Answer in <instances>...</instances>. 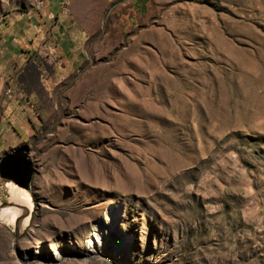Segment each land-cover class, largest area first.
<instances>
[{
    "label": "rangeland",
    "instance_id": "obj_1",
    "mask_svg": "<svg viewBox=\"0 0 264 264\" xmlns=\"http://www.w3.org/2000/svg\"><path fill=\"white\" fill-rule=\"evenodd\" d=\"M57 28L72 70L27 41ZM0 93L25 101L0 158L33 167L0 264H264V0H0ZM111 213L127 261L80 260Z\"/></svg>",
    "mask_w": 264,
    "mask_h": 264
},
{
    "label": "bare ground",
    "instance_id": "obj_2",
    "mask_svg": "<svg viewBox=\"0 0 264 264\" xmlns=\"http://www.w3.org/2000/svg\"><path fill=\"white\" fill-rule=\"evenodd\" d=\"M91 170L92 169L89 167L87 171L91 172ZM13 186L9 187L11 195L10 199L12 200L11 202H15L16 200L23 201H20V204H17V202H15L10 208H1L0 221L13 226L15 231L26 223L27 216L29 215L30 209L32 207V203L29 200L28 193L24 191L25 189ZM13 207L15 209L19 208L20 210L16 211ZM111 215V219L104 222L102 226L99 224H95L96 226H93L91 228L92 232L88 240L89 243L82 254H80V260H86L88 258H99L103 260L109 259L115 262H117V260L120 262L127 261L128 254L126 246L123 244V240L115 230V216L113 215V213H111ZM69 253H72V250L70 248H64L55 251L53 254V262H55V264H58L59 262H61V256Z\"/></svg>",
    "mask_w": 264,
    "mask_h": 264
},
{
    "label": "crops",
    "instance_id": "obj_3",
    "mask_svg": "<svg viewBox=\"0 0 264 264\" xmlns=\"http://www.w3.org/2000/svg\"><path fill=\"white\" fill-rule=\"evenodd\" d=\"M42 21V19H35L34 17H29L25 20V23L27 26L36 27L38 25H48L47 22H39ZM61 24V22H58ZM57 25V24H55ZM54 28V27H52ZM61 28L54 29V31H47L44 33L41 32H31L30 38H28V43L31 42H38L41 44L42 49L44 52L50 53L52 50L54 53H58L57 59H52L55 67L60 68L61 71L63 69L65 70H72L74 67H77L80 65L82 60L81 55V47L80 44L84 40L82 37L78 34L71 33L69 31H60ZM30 45V44H29ZM52 57V55H50ZM58 73V72H54ZM59 75V73L57 74ZM16 96L14 93L3 96L2 93H0V105H3L1 107L0 112V119L9 121L12 120V125L15 121H21L23 120V115L21 109L19 108V104L21 103L23 107L24 99ZM6 116L3 118V116ZM8 136V135H7ZM8 184V183H7Z\"/></svg>",
    "mask_w": 264,
    "mask_h": 264
},
{
    "label": "water",
    "instance_id": "obj_4",
    "mask_svg": "<svg viewBox=\"0 0 264 264\" xmlns=\"http://www.w3.org/2000/svg\"><path fill=\"white\" fill-rule=\"evenodd\" d=\"M33 167L28 161L26 149L18 147L0 158V179L21 189H29Z\"/></svg>",
    "mask_w": 264,
    "mask_h": 264
}]
</instances>
